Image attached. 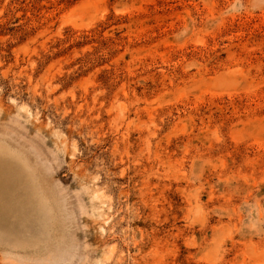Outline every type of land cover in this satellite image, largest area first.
<instances>
[{
    "label": "rangeland",
    "instance_id": "374dc122",
    "mask_svg": "<svg viewBox=\"0 0 264 264\" xmlns=\"http://www.w3.org/2000/svg\"><path fill=\"white\" fill-rule=\"evenodd\" d=\"M0 145V264H264V0H0Z\"/></svg>",
    "mask_w": 264,
    "mask_h": 264
},
{
    "label": "bare ground",
    "instance_id": "6f19581e",
    "mask_svg": "<svg viewBox=\"0 0 264 264\" xmlns=\"http://www.w3.org/2000/svg\"><path fill=\"white\" fill-rule=\"evenodd\" d=\"M14 153V152H13ZM9 152H7L3 146L0 145V156L8 155ZM45 201V200H44Z\"/></svg>",
    "mask_w": 264,
    "mask_h": 264
}]
</instances>
